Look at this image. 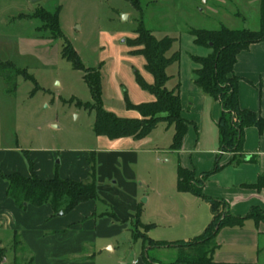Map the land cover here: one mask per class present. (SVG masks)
I'll use <instances>...</instances> for the list:
<instances>
[{
	"label": "rangeland",
	"instance_id": "obj_1",
	"mask_svg": "<svg viewBox=\"0 0 264 264\" xmlns=\"http://www.w3.org/2000/svg\"><path fill=\"white\" fill-rule=\"evenodd\" d=\"M140 6L137 9L130 0H0V63L6 64L4 69L0 68V151L12 150L9 154L0 152L3 172L30 170L31 160L43 174L61 175L68 169L65 158L70 154L67 153L77 152L87 154L90 172L95 165L98 184L112 186L117 180L115 171L111 178L107 175L100 180L98 149L102 140L94 131L96 111L78 104L81 101L94 105L95 100L84 79L85 71L76 69L62 57L66 41L76 49L85 67H100L102 106L122 117H136L139 113L128 108V101L140 104L155 99L137 81L139 73L147 82H152V76L145 69V57L133 54L134 47L130 46L141 23L159 38L176 39L168 54L177 51L179 59L168 67L171 75L168 88L175 87L177 82L183 88L192 81L194 70L199 66L194 57L212 52L211 46L195 42L192 28L215 29L222 24L230 28H260V0H140ZM36 9L51 12L59 9L62 37L52 36V22L32 17ZM174 131V125L159 122L143 144L142 148L147 151L139 153L137 165H130L137 177H127V180L136 182L139 201L150 211L182 207V201L177 198L180 159L170 148ZM117 167L127 176L122 162ZM88 176L85 180H92ZM117 187L125 192L123 187ZM102 190L95 211L98 218L104 212L116 213L113 203L105 196L112 191ZM148 197L150 203L145 202ZM201 203L208 213L209 204ZM189 204L185 205L188 209L193 206ZM144 233L169 234L163 226L150 232L135 220H129L111 239L114 250H110V245L104 246L102 238L86 250L119 258L121 264L138 258L147 263L152 258L171 264L185 251L176 246H151L144 240ZM17 236L18 239L14 230L0 227V247L5 249L0 264H31L34 253L21 229ZM261 247L258 264H264L263 243Z\"/></svg>",
	"mask_w": 264,
	"mask_h": 264
},
{
	"label": "crops",
	"instance_id": "obj_2",
	"mask_svg": "<svg viewBox=\"0 0 264 264\" xmlns=\"http://www.w3.org/2000/svg\"><path fill=\"white\" fill-rule=\"evenodd\" d=\"M234 72L240 77L238 84L240 106L264 116V41L253 43L239 52ZM150 81H154L153 76ZM178 83L182 115L190 121L181 149L173 150L178 154L180 164L195 169L200 176L203 172L214 168L220 155V164L223 167L207 179L203 189L205 194L224 199L228 203L229 211L235 215L244 216L253 206H259L264 210V188L254 187L259 177L264 175V133L255 126L247 127L243 143V159L232 162L234 154L222 151L220 147L218 120L222 106L219 100L198 88L194 82V75L192 81L185 83L183 88L181 83ZM149 136L142 139L131 136L117 139L99 136L102 140L98 149L100 180L103 181L107 175L111 178L114 171L117 180L114 181V185L106 187L97 183L98 191L104 188L112 191V194L107 193L105 196L113 203L115 216L104 212L98 218L95 212L98 200L95 199L80 203L74 209L64 212L63 216L55 215V210L50 204L41 206L28 204L22 208L7 196L8 182L0 178V227L14 230L15 235L21 229V234L34 253L31 256L33 264H121L119 258L104 255L101 251L86 249L102 238L103 245H110V250H114L111 239L123 230L127 221H136L139 208H141L139 226L145 227L150 232L163 226L169 232L167 236H150L154 240L170 242L190 240L198 236L212 219L211 205L208 201L192 192L178 189L177 198L182 201V207L150 211L139 201L136 182L127 180L136 179V173L130 165H137L140 160L139 153L147 151L142 147L146 140H149ZM3 151L8 154L12 152V150ZM67 154L70 155L66 156L64 162L68 169L59 175L74 180L87 179L90 174V167L86 162L87 154L82 155L77 152ZM119 162L123 163L127 176L119 171L117 167ZM34 168L44 179L56 174H43L44 171L42 172L35 165ZM14 171L28 176L31 174V170L27 169L5 173ZM118 185L123 187L125 192L117 187ZM203 200L209 204L208 213L201 203L204 202ZM146 201L150 203V197L146 198ZM187 203L193 206L188 209L185 206ZM114 218L121 219L122 224L116 223ZM146 234L149 236L148 233ZM216 241L218 246L213 252V259L216 262L258 264L259 254L263 251L261 243L264 245V221L257 223L250 218L243 226L224 227L218 233ZM226 247L228 249H225ZM158 263L163 264L160 260ZM124 264L148 263L138 258Z\"/></svg>",
	"mask_w": 264,
	"mask_h": 264
},
{
	"label": "trees",
	"instance_id": "obj_3",
	"mask_svg": "<svg viewBox=\"0 0 264 264\" xmlns=\"http://www.w3.org/2000/svg\"><path fill=\"white\" fill-rule=\"evenodd\" d=\"M130 1L137 9H140V0ZM260 3L261 19L260 28L257 30L246 27L230 28L224 24L215 29H191L196 43L207 44L212 47V52L208 55L194 57L199 64L194 70V82L198 88L221 103L222 112L218 120L220 147L222 151L234 154L232 162L243 159V143L247 127L255 126L261 133H264V116L256 111L243 109L239 104L238 84L240 77L234 72V65L239 52L253 43L264 41V0H260ZM32 17L52 22V36H63L59 26V9L55 12L36 9L32 13ZM135 31L136 36L130 40V46L134 47L133 54L145 57V69L154 78V81L149 83L137 73V81L144 89L151 92L155 99L140 104H133L128 101V108L138 111L139 115L136 117H122L106 110L101 103L100 67H85L76 49L69 41H66L61 52L62 57L72 62L76 69L85 71L84 79L88 83L95 100L94 105L85 104L81 101L78 104L95 109L94 131L98 136H106L110 139L131 136L142 139L148 136L159 122L165 121L169 125H174L175 128L170 148L180 150L190 121L182 115L180 84L178 83L173 88L167 87V82L171 78L167 71L168 67L179 59L177 51L171 55L168 54L174 47L176 39L170 36L159 38L143 23ZM5 66V63H0L1 69H4ZM19 71L30 77L24 70ZM30 165L31 174L29 176L19 171L5 173L0 168V178L8 182L6 194L19 207L25 208L28 204L35 206L50 204L55 212L63 211L66 213L82 202L101 199L95 177V165L92 166V172H90L92 180L87 181L63 178L58 173L51 178L44 179L37 174L31 160ZM222 167L220 155L217 157L214 168L203 172L200 176L197 175L195 169L178 165V189L192 192L208 201L211 205L212 219L201 234L190 240L160 241L154 240L144 233V240H147L151 246H176L180 250H185L171 264H235L216 262L213 259V252L218 246L215 239L220 230L224 227L243 226L244 222L250 218L257 223L264 221V210L259 206H253L250 212L244 216L235 215L229 211L228 203L224 199L205 194L203 189L207 179ZM254 187L264 188V175L259 177ZM140 214L141 208L138 209L137 213L136 224L138 225ZM118 220L121 219L118 218ZM17 235H15L16 239H18ZM16 243H18L17 240ZM4 253L5 249L0 247L1 258L5 255ZM30 262L33 264V258ZM156 262L158 261L151 258L148 264H156Z\"/></svg>",
	"mask_w": 264,
	"mask_h": 264
},
{
	"label": "water",
	"instance_id": "obj_4",
	"mask_svg": "<svg viewBox=\"0 0 264 264\" xmlns=\"http://www.w3.org/2000/svg\"><path fill=\"white\" fill-rule=\"evenodd\" d=\"M30 2H38V1H40V0H29ZM25 205H27V203H25ZM64 214V212L63 211H61L60 212V215H63ZM209 256H211V255H209Z\"/></svg>",
	"mask_w": 264,
	"mask_h": 264
}]
</instances>
